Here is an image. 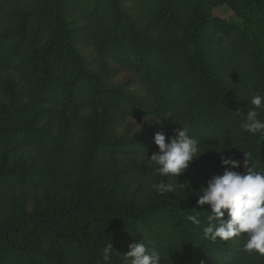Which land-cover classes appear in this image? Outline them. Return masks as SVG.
I'll return each instance as SVG.
<instances>
[{
  "label": "trees",
  "instance_id": "16d2710c",
  "mask_svg": "<svg viewBox=\"0 0 264 264\" xmlns=\"http://www.w3.org/2000/svg\"><path fill=\"white\" fill-rule=\"evenodd\" d=\"M154 1L161 6L152 10L151 18L158 17L160 13L166 18L163 14L165 9L173 21V5L179 0ZM186 1L203 9L202 14L194 18L187 38L173 43L161 40L158 44L154 41L147 44L143 32L134 28L131 19L118 10V0H112L108 8L111 10L109 20L108 13L105 16L109 34L122 32L121 38L126 37L124 39L130 41V46L125 45L123 39L116 43L114 60L120 67L117 70L113 68L114 71H109L107 67L90 69L82 57L70 53L61 41V30L57 17H54L57 33L53 43L61 54L57 66L62 73V82L61 97L52 94V100L66 108H107L109 105L123 112L126 118L142 120L138 132L132 135L109 132L105 123L92 126L85 143L89 156L97 154L101 148L104 154L142 149L150 143L149 140H153L152 129L148 127L151 124L154 126L153 121L159 119L161 132L174 135V129L187 127L189 135L199 142L200 147L208 146L209 140H251L257 148V160H264V137L240 129L244 112L252 107L250 100L227 93L222 89L221 80L211 73L219 65L230 83L236 88L245 87L247 81L243 72L246 65L242 59H233L239 48L232 46L238 44L245 51L251 72L255 74L249 83L250 90L260 93L264 89V0L232 2L234 9L245 18L243 27L213 17L210 13L213 0ZM56 2L51 0L49 3L50 12L56 10ZM94 6L99 7L100 0H95ZM180 24L176 22L177 30ZM17 31L0 34V40L14 43L2 59L8 68L25 65L19 48L26 31ZM201 34L211 35L207 47L211 48L209 55L216 60L210 67L208 55L199 45ZM40 54L34 55L39 57L41 72L40 81L36 80L38 95H42L48 69L45 58L41 59ZM119 70L127 71L130 75L121 85L112 82ZM234 71L238 78L233 77ZM85 94L88 98L81 102ZM236 110L241 111L239 115ZM24 111L25 107L15 104L0 107V142L19 140L18 144L24 145L43 138L46 132L44 127L9 124L7 117H15ZM260 118L264 119V112H261ZM2 176L5 174L2 173ZM72 191L71 200L63 204L54 202L51 197L42 198L41 201L36 199V205L20 208L11 223L0 228V241L5 240L10 244L11 252L22 264H46L49 258L52 259L51 264H64L57 249L65 251L62 245L68 241L73 245V252L70 253L73 262L103 264L101 250L109 242L115 250L113 234L117 229L122 230L125 253L129 251L130 243L140 240L147 243L151 240L162 255L160 264H264V256L243 250L246 235L229 241L204 240L186 220V213L193 209L200 211L202 218L208 214L209 206L201 208L196 205L197 197L187 201L161 197L139 210H130L116 206L109 194L105 201H102L103 197L96 198L83 183H78ZM44 205L47 206L46 210L40 208ZM83 219L91 220L92 224L80 231L78 223ZM66 226L68 230L62 232ZM69 226L75 228L70 229ZM22 235L26 244L15 243L13 238ZM115 251L111 264H123L122 255Z\"/></svg>",
  "mask_w": 264,
  "mask_h": 264
},
{
  "label": "rangeland",
  "instance_id": "374dc122",
  "mask_svg": "<svg viewBox=\"0 0 264 264\" xmlns=\"http://www.w3.org/2000/svg\"><path fill=\"white\" fill-rule=\"evenodd\" d=\"M213 1L214 6L210 11L213 17H218L227 24L244 26L243 14L234 9L232 3L236 0ZM50 2L51 0H0V34L14 30L20 32L21 29L26 31V37L21 41L22 46L19 48L25 61L21 68L6 66L2 59L14 43L11 40H0V107L9 104L25 107L24 112L6 118L9 124H33L44 127L46 131L43 138L37 142L24 145H19V140L0 142V228L9 225L20 208L36 205V199L41 201L42 198L51 197L59 204L69 202L73 187L78 183H83L84 187L92 190L96 198L103 197L102 201L108 200L109 194L110 200L112 198L116 206L139 210L161 197L178 201L197 197L196 193L202 186L206 187L207 180L213 174H223L228 167L221 165V155L242 161L243 152H250L258 169L264 168V160H257V148L251 140H209L208 146L200 147L202 151L205 150L190 162L189 167L179 177L161 176L156 166L147 159L152 152L157 151L154 139L149 140L150 143L142 149L104 154L101 148L97 154L89 156L85 143L86 137L92 132V126L102 123L108 126L109 132L132 135L138 132L142 120L126 118L123 112L110 108L109 105L107 108H66L52 100V94L61 95L62 82V73L57 66L61 54L53 43L57 33L54 17H57L64 46L74 56L82 57L90 69L107 67L109 71L117 70L120 66L114 60L116 43L123 39L125 45H129L130 41L128 38L124 39L126 37L121 38L122 32L109 34L105 16L108 13L109 20L111 10L108 8L111 7L112 0H100L99 7L94 6L95 0H57L56 10L51 12ZM117 6L124 16L131 19L133 27L143 32L148 40L147 44L150 41L158 44L161 40H165V43L185 40L193 27L194 18L203 12L199 6L195 7L186 0H179L173 5L172 21V16L165 9L163 14L166 18L161 13L158 17L151 18L152 10L161 6L158 3L156 5L154 0H118ZM24 14L27 16L23 17ZM176 22L181 23L179 31ZM103 35L105 37L102 39ZM210 36L201 34L199 40V45L208 55L209 67L213 66L216 60L209 55L211 48L207 47V44ZM59 39L58 37L57 40ZM232 48H239L235 51L237 55L233 59H242L246 65L243 72L247 81L245 87L243 85L242 89L236 88L230 83L219 65L212 67L211 73L221 80L222 89L227 93L250 100L253 91L250 90L249 83L255 74L251 72V65L247 62L242 47L237 44ZM44 52L45 55L42 56ZM35 53H41V59L44 57V63L48 66L42 95L36 92V80L40 81L41 72L38 67L39 57H35ZM237 75L234 71L233 77L238 78ZM128 77L130 75L127 71L119 70L112 82L121 85ZM260 94H264V89ZM87 98L85 94L81 102ZM153 125L148 127L152 129L151 137L161 132L160 121L154 120ZM165 136L167 139L172 135ZM234 170L243 171V168ZM2 173L5 174L4 177ZM161 180L183 187H177L175 193L161 195L152 188L153 183ZM46 207L44 205L40 208L46 210ZM91 224V220L83 219L78 223L79 230H85ZM67 230L66 226L62 232ZM113 238L118 255L125 254L126 245H123L122 230L117 229ZM13 240L19 245L26 244L24 235ZM68 242L62 245L65 251L61 248L57 251L64 264H77L71 260L73 245ZM51 263L52 259L49 258L46 264ZM0 264H22L5 240L0 241ZM123 264H126L124 260Z\"/></svg>",
  "mask_w": 264,
  "mask_h": 264
},
{
  "label": "clouds",
  "instance_id": "9594fccd",
  "mask_svg": "<svg viewBox=\"0 0 264 264\" xmlns=\"http://www.w3.org/2000/svg\"><path fill=\"white\" fill-rule=\"evenodd\" d=\"M250 104L252 107L244 112L240 129L264 137V119L260 118L261 112H264V94L253 91ZM236 111L237 115L241 112ZM174 133L167 139L163 132H157L153 137L157 151L147 159L156 166L161 176L179 177L190 162L205 150L202 151L199 142L189 135L187 127L174 129ZM243 154L242 161L220 156L221 165L228 167L223 174H213L206 187L202 186L196 193V205L201 208L208 205V214L202 218L200 211L193 209L186 213V220L206 241H229L246 235L243 250L264 256V168L258 169L250 152ZM237 168H243V171L234 170ZM177 187L182 188L183 185L162 180L152 184V188L161 195L175 193ZM128 247L129 251L122 255L126 264L161 262L162 255L151 240L147 243L144 240L134 241ZM114 251L111 242L102 248L103 264H111Z\"/></svg>",
  "mask_w": 264,
  "mask_h": 264
}]
</instances>
